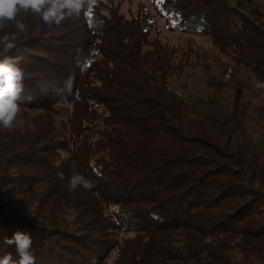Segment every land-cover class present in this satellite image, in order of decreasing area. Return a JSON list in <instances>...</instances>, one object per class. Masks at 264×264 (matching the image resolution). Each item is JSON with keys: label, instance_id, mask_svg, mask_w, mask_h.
Here are the masks:
<instances>
[{"label": "trees", "instance_id": "1", "mask_svg": "<svg viewBox=\"0 0 264 264\" xmlns=\"http://www.w3.org/2000/svg\"><path fill=\"white\" fill-rule=\"evenodd\" d=\"M158 2L228 55L229 80L227 66L214 73L205 61L208 94L189 100L171 88L188 59L145 5L126 12L98 0L59 25L0 35L15 36L0 59L23 57L20 107L69 105L65 119H35L7 158L0 258L18 262L3 241L19 230L32 237L35 264H264V138L254 134L264 105L245 95L247 80L264 82V5ZM73 173L95 187L69 192Z\"/></svg>", "mask_w": 264, "mask_h": 264}, {"label": "rangeland", "instance_id": "2", "mask_svg": "<svg viewBox=\"0 0 264 264\" xmlns=\"http://www.w3.org/2000/svg\"><path fill=\"white\" fill-rule=\"evenodd\" d=\"M103 1L108 2L111 0ZM116 1H120L122 8L126 12L134 10L139 7V5L148 6L155 13L161 37L168 40L171 44L176 45L179 48L180 55H184L185 58L188 59V65L184 67L183 73L178 75L174 74L169 79L170 87L182 94L185 98L189 100H197L199 96H204L210 92V89L206 84L207 76L203 65L205 61H209L210 64H212V70L214 73H221L227 66L224 73V79L229 80L231 78L230 74L233 71L231 65L233 64V61H231L228 55L217 49L209 36L202 33H188L181 29L177 25L176 19L173 16L159 11V0ZM228 1L235 2L236 0ZM255 1L264 5V0ZM18 18H20L26 25L25 31H28L30 27L34 26L37 20H41L37 15L32 14L31 12H21L19 13ZM5 34H13L17 36L16 34L20 35L21 33L15 29V25L12 22L5 21L3 25L0 26V35ZM95 52L96 55L94 57H99L97 50H95ZM246 82V97L253 99L257 105H264V82L257 80L254 77L250 78ZM68 106L69 105L64 101L54 103L47 108L25 107L23 109L19 105V111L15 117L12 128H0V175L5 171L12 172L14 170V167L11 166L10 168L7 165V158H9L10 153H12L15 149L16 145L14 144L19 142L22 136L30 133L31 131L33 132L36 125L34 124V120H42L43 116H49V114L50 116H55L57 121L61 118L65 119L69 111ZM255 126L257 129L254 131V134L261 139L264 138V117L262 118V121L257 123ZM66 154V151L61 149L59 159L66 156ZM34 196H36V194ZM27 197H29V195H24L23 199ZM22 209H25V207ZM65 209L66 211L64 213V217L68 220H72L75 215L74 211L70 207H65ZM96 264H112V260L111 258L108 260L104 259L101 260L100 263L97 262ZM251 264L263 263L256 261Z\"/></svg>", "mask_w": 264, "mask_h": 264}, {"label": "clouds", "instance_id": "3", "mask_svg": "<svg viewBox=\"0 0 264 264\" xmlns=\"http://www.w3.org/2000/svg\"><path fill=\"white\" fill-rule=\"evenodd\" d=\"M97 0H0V26L5 21L12 22L15 29L23 33L26 25L18 18L19 13L31 12L48 25H59L66 18L79 16L96 5ZM15 36L0 37V44L8 50L15 45L9 40ZM22 56H6L0 59V128L11 129L15 117L19 111V100L23 91L24 73L20 67ZM61 180L63 173H58ZM69 192L78 186L85 190H91L95 183L79 173L71 174L65 185ZM4 244L16 245L18 262L13 261L11 253L0 258V264H35V258L31 253L32 237L24 231H16L12 237H5Z\"/></svg>", "mask_w": 264, "mask_h": 264}]
</instances>
